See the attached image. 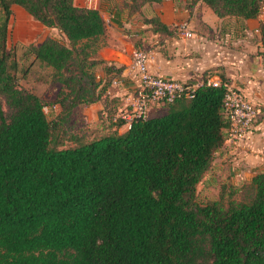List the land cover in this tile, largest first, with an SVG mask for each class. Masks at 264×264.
I'll return each mask as SVG.
<instances>
[{
	"label": "trees",
	"instance_id": "trees-1",
	"mask_svg": "<svg viewBox=\"0 0 264 264\" xmlns=\"http://www.w3.org/2000/svg\"><path fill=\"white\" fill-rule=\"evenodd\" d=\"M162 1L124 0L116 9L131 18ZM262 1L189 0L238 20L257 18ZM12 5L65 38L23 53L51 68L50 82L60 86L53 118L20 82L30 67L20 69L8 45ZM143 21L169 31L156 18ZM104 30L99 10L75 0H0V264H264V171L244 186L243 199L233 192L197 200L228 140L223 89L204 82L191 100L165 104L160 116L119 133L122 122L109 117L116 102L102 99L109 82L101 86L95 75ZM259 34L264 53V24ZM98 102L113 131L75 134V115Z\"/></svg>",
	"mask_w": 264,
	"mask_h": 264
},
{
	"label": "crops",
	"instance_id": "crops-1",
	"mask_svg": "<svg viewBox=\"0 0 264 264\" xmlns=\"http://www.w3.org/2000/svg\"><path fill=\"white\" fill-rule=\"evenodd\" d=\"M88 3L89 0H75L77 6L91 9ZM113 7L106 13L99 11L105 30L94 58L103 62L95 68L96 79L101 86L109 82L112 74H121L135 49L150 52L149 70L154 75L194 88L207 80L227 82L241 91L259 112L257 122L245 142L231 148L229 154L237 160L236 164L247 167L253 173L252 176L263 172L264 53L260 34L256 32L260 27L257 18H218L204 3L197 2L190 6L189 0H163L145 4L131 18L123 17ZM10 9V23L16 15L29 27L27 34H17V38H22L27 45H40L48 34L45 27L21 7L12 5ZM152 18L158 19L169 30L168 33L155 32L151 25L143 21ZM181 22L189 24L194 32L193 39H184L176 33L175 26ZM32 27L39 29L37 33L31 30ZM106 66L110 69L108 73ZM113 69L119 71L113 73ZM129 82H126L129 86L134 85V81ZM122 90L117 89L124 93ZM99 107L102 111L104 104L98 102L88 108ZM151 113V117L161 115L156 114V106L151 109Z\"/></svg>",
	"mask_w": 264,
	"mask_h": 264
},
{
	"label": "built area",
	"instance_id": "built-area-1",
	"mask_svg": "<svg viewBox=\"0 0 264 264\" xmlns=\"http://www.w3.org/2000/svg\"><path fill=\"white\" fill-rule=\"evenodd\" d=\"M88 6H92V0H89ZM257 20L260 25L264 24V0ZM175 31L184 39L194 38V32L186 22L178 23ZM256 32L259 33V29ZM150 58L149 51L133 50L126 68L119 76L109 81L108 87L102 94L103 100L116 102L112 120L122 122L119 133L130 130L133 123L149 118V112L154 106L172 104L181 99L191 100L194 97L197 88L152 74L149 70ZM129 81H134V85L129 86L127 84ZM206 85L223 89L222 111L228 122V141L235 146L245 142L258 119L259 112L256 106L248 101L241 91L227 82L207 80ZM119 88H122L124 93L117 91ZM106 113L107 110H103V114Z\"/></svg>",
	"mask_w": 264,
	"mask_h": 264
},
{
	"label": "rangeland",
	"instance_id": "rangeland-1",
	"mask_svg": "<svg viewBox=\"0 0 264 264\" xmlns=\"http://www.w3.org/2000/svg\"><path fill=\"white\" fill-rule=\"evenodd\" d=\"M85 4V1H84ZM83 4V5H84ZM124 0H92L91 9H97L103 13L110 10L111 7L115 9L117 6L123 7ZM86 5V4H85ZM130 5V4H129ZM112 9V10H113ZM22 18L14 15L10 26H9V42L8 45L11 49L16 52L17 59L19 60L20 69L30 67L28 75L24 78L21 77V73L18 76L21 78V84L38 95L42 101L47 104L45 106L44 112L49 118H53L59 108L55 106L54 101L56 100L57 90L60 87L58 84L54 85L50 82L52 70L39 62L34 61L33 57H25L23 55L24 48L27 46L26 42H23L22 38H17L19 36H24L27 34L28 25ZM48 32L46 38L52 37L59 40H63V36L56 29L46 28ZM31 30L37 31L34 27ZM53 30V31H52ZM56 30V32L54 31ZM51 34V35H50ZM158 113L162 114L164 106H156ZM50 112V113H49ZM101 110L99 109H82L79 110L75 115L72 122V129L75 134L84 136L86 139L98 138L104 133L107 134L113 131L112 126H108L107 123H102L101 121ZM115 111H111L109 117L111 122L113 121V116ZM152 116L151 110L149 112V117ZM66 146H71L72 144L68 141L65 143ZM234 144L230 143L228 140L219 151L218 155L213 157L210 168L204 174L201 182L197 185V200L201 204H205L210 201H217L221 196L224 199H228L233 192V199L239 200L246 197L247 192L244 186H247L253 173L248 171V168L243 165L236 164V159L229 154L231 148H234Z\"/></svg>",
	"mask_w": 264,
	"mask_h": 264
}]
</instances>
